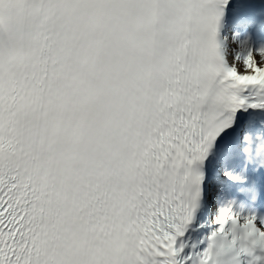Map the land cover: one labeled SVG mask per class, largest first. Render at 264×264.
<instances>
[{"label":"snow or ice","instance_id":"1","mask_svg":"<svg viewBox=\"0 0 264 264\" xmlns=\"http://www.w3.org/2000/svg\"><path fill=\"white\" fill-rule=\"evenodd\" d=\"M0 264H264V0H0Z\"/></svg>","mask_w":264,"mask_h":264}]
</instances>
